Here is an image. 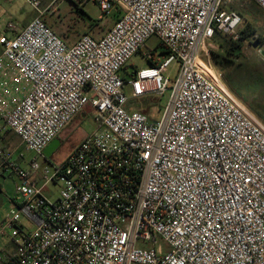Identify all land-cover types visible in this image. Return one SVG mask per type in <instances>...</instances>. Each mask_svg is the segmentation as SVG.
<instances>
[{
  "label": "built area",
  "instance_id": "obj_1",
  "mask_svg": "<svg viewBox=\"0 0 264 264\" xmlns=\"http://www.w3.org/2000/svg\"><path fill=\"white\" fill-rule=\"evenodd\" d=\"M25 1L37 15L0 32V135L37 156L24 169L0 148L1 171L20 179L0 216V264H264V123L212 59L216 34L240 36L231 0H74L121 15L72 43L44 19V0ZM152 36L169 54L144 53L148 66L125 80ZM168 90L158 119L130 105ZM88 106L97 128L61 161L46 158Z\"/></svg>",
  "mask_w": 264,
  "mask_h": 264
},
{
  "label": "rangeland",
  "instance_id": "obj_2",
  "mask_svg": "<svg viewBox=\"0 0 264 264\" xmlns=\"http://www.w3.org/2000/svg\"><path fill=\"white\" fill-rule=\"evenodd\" d=\"M49 0L42 2L44 8ZM17 12L13 14L12 19L16 24L29 23L37 14V11L30 6L25 0H17ZM226 7L236 9L242 15V23L239 26V32L249 26L250 33L248 36L240 39L242 43V55L234 57V68L231 67L232 76L228 78L234 87L235 93L244 95L247 101H243L246 106L264 123V10L253 0H231ZM115 6L112 13L107 15L100 8L99 4L84 3L77 4L74 0H60L50 6L45 15V20L51 27L61 35L67 42L76 41L82 34L89 33L95 37L104 35L120 17V12ZM97 23V24H96ZM93 24V25H92ZM159 39L156 36L150 37L142 52L136 53L130 60V63L140 68L148 66L147 58L144 53L154 52L159 58L162 55V45L159 44ZM213 45L212 52L226 54L223 48L217 41ZM257 44V45H256ZM135 68V67H134ZM178 68V62H173L166 72L171 79L175 78ZM223 73V72H222ZM225 75L223 73V81ZM226 83V82H225ZM130 92V87H127ZM239 91V92H238ZM170 91L165 94L146 95L131 100V105L135 108L136 105L150 106L147 115L153 120L160 118L162 114L161 108L167 103ZM238 95V94H237ZM250 103L256 110L248 106ZM162 106V107H161ZM253 112V113H254ZM94 111L90 106L86 107L85 112L78 115L73 122L60 135V146L58 150L50 155L52 161H61V159L78 143L83 137L93 132L98 124L94 120ZM263 118V119H262ZM0 121L1 117H0ZM10 132L7 131L6 134ZM11 133V139L15 138V146L17 147L13 160L22 168L30 169L31 160L37 156V153L26 149L22 144L19 136L14 132ZM2 148V147H0ZM6 156H11L7 149H4ZM38 159L43 165L51 164ZM18 162H17V161ZM3 166V158L0 156V168ZM4 175V176H3ZM20 182L19 177L12 171H6L0 174V184L3 187L0 190V216L4 215L11 207L12 198L17 197L16 185ZM59 185L51 183L44 188L46 196L54 199L59 192ZM7 239H2L1 242H7ZM158 243L164 245V242L158 238Z\"/></svg>",
  "mask_w": 264,
  "mask_h": 264
},
{
  "label": "trees",
  "instance_id": "obj_3",
  "mask_svg": "<svg viewBox=\"0 0 264 264\" xmlns=\"http://www.w3.org/2000/svg\"><path fill=\"white\" fill-rule=\"evenodd\" d=\"M117 11H119L121 13L120 9H118ZM249 33H250L249 26H247L242 31H240V36L236 40H234V39L230 38L229 36L224 35L222 33H218L215 36V41H217L223 48H225L226 54H220L218 52H214L213 51L212 52V59H213L214 63L216 64V66L224 73V75H225L224 80H225L227 86L230 88V90L233 91L234 93H235L234 87H233V85L231 84V82H230V80L228 78L231 77L232 79L235 80L234 76H232L231 67L234 68V63H235L234 57H239V56L242 55V51H241L242 43L239 40L244 38V37H246V36H248ZM159 44L162 45V48H163V51H162L163 57H161V58H165L169 54V51L162 43H159ZM140 52H142V50H140ZM155 57H156V55H155ZM149 63L150 64H159V62L156 61V59L150 60ZM134 67H135V65H133L132 63H128L124 67V72L123 73H124L125 80L128 79V77H132V76L135 75L136 69ZM237 94L236 95L239 98H241L243 101H247L243 94H241L240 92L237 93ZM131 106H129V108H132ZM164 106L163 107L161 106L162 107L161 110L164 108ZM248 106L251 109L256 110L250 103H248ZM135 108L143 111L146 114L150 110V106H142L141 104L136 105ZM262 117H264V116H262Z\"/></svg>",
  "mask_w": 264,
  "mask_h": 264
},
{
  "label": "crops",
  "instance_id": "obj_4",
  "mask_svg": "<svg viewBox=\"0 0 264 264\" xmlns=\"http://www.w3.org/2000/svg\"><path fill=\"white\" fill-rule=\"evenodd\" d=\"M16 1L17 0H10V1L0 0V32L6 31V33H8V34H13L17 30H19L20 28L24 27L27 24V23L16 24L12 19L13 14H15L17 12V9H18ZM49 3H50V0L47 2V4L44 7L46 9V12L44 14V19H45V15L47 14V10L50 8V6H48ZM9 22L10 23L12 22L15 26L12 30H10V28L7 27V24ZM1 53H2V46L0 45V55H1ZM10 132H12V131H10ZM10 132H8L7 134L4 133V134L0 135V147L7 149L9 151V153L11 154V156L15 157V155H16L15 151H16L17 147L15 146V143H14L15 138L11 139V133ZM43 154L46 158L47 157L50 158V155L52 153L46 154V152L43 151ZM2 173H4V172H2L1 168H0V174H2ZM1 188L3 189V187L0 184V190H1Z\"/></svg>",
  "mask_w": 264,
  "mask_h": 264
},
{
  "label": "water",
  "instance_id": "obj_5",
  "mask_svg": "<svg viewBox=\"0 0 264 264\" xmlns=\"http://www.w3.org/2000/svg\"><path fill=\"white\" fill-rule=\"evenodd\" d=\"M257 45V44H256ZM264 54V52H262ZM58 145V141L57 140H52L44 149V152H46V154H51L53 152V150L56 148V146Z\"/></svg>",
  "mask_w": 264,
  "mask_h": 264
},
{
  "label": "flooded vegetation",
  "instance_id": "obj_6",
  "mask_svg": "<svg viewBox=\"0 0 264 264\" xmlns=\"http://www.w3.org/2000/svg\"><path fill=\"white\" fill-rule=\"evenodd\" d=\"M53 140H57V141H58V145H57L56 148L53 150L52 154L55 153V152L58 150L59 146H60V136L54 138Z\"/></svg>",
  "mask_w": 264,
  "mask_h": 264
}]
</instances>
